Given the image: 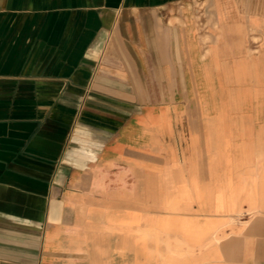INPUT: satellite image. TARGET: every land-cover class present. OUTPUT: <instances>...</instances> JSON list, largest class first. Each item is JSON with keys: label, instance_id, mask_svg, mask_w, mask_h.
Returning <instances> with one entry per match:
<instances>
[{"label": "crops", "instance_id": "obj_1", "mask_svg": "<svg viewBox=\"0 0 264 264\" xmlns=\"http://www.w3.org/2000/svg\"><path fill=\"white\" fill-rule=\"evenodd\" d=\"M262 78L264 0H0V264H264Z\"/></svg>", "mask_w": 264, "mask_h": 264}, {"label": "rangeland", "instance_id": "obj_2", "mask_svg": "<svg viewBox=\"0 0 264 264\" xmlns=\"http://www.w3.org/2000/svg\"><path fill=\"white\" fill-rule=\"evenodd\" d=\"M264 80V78H262V81ZM262 85H259V87L257 88L258 90H256L253 93L247 92V93H242L241 95V104L243 106H252L251 108H241L240 110H236V113L238 112L240 115L242 116H252L255 113H257V115L264 117V107L261 108L260 106H264V81L262 82ZM200 95V94H199ZM258 102L259 103V107L258 109H254L253 106L255 105L254 103ZM233 110H230V112ZM196 112V116L200 115V109H195Z\"/></svg>", "mask_w": 264, "mask_h": 264}]
</instances>
